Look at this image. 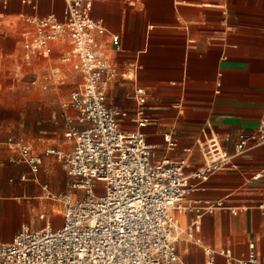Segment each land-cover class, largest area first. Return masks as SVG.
Masks as SVG:
<instances>
[{"label": "crops", "instance_id": "0c3cea01", "mask_svg": "<svg viewBox=\"0 0 264 264\" xmlns=\"http://www.w3.org/2000/svg\"><path fill=\"white\" fill-rule=\"evenodd\" d=\"M64 9V0L0 2V88L7 79L19 81L20 74L31 71L48 83L56 78L50 70L62 67L57 60L80 78L75 87L82 80L72 63L63 60L71 50L68 33L49 55L23 58L24 33L31 28L26 17L55 13L64 20ZM90 14L106 29L96 34V52L117 71L107 85L106 103L129 113L121 122L124 129L136 128L131 118L143 111L156 160L186 158L190 174L203 164L197 140L209 130L207 125L230 154L241 132L264 131V0H96ZM31 88L16 94L9 105L26 118L14 123L12 134L0 130V242L11 241L24 225L42 229L63 224V204L49 191L81 194L64 162L46 153L73 148L68 129L71 120L77 123L78 112L65 103L74 88L66 98ZM166 134L177 143L172 149L166 146ZM20 143L38 157L37 172L15 161ZM233 165L205 181L189 178L195 185L187 197L190 205L209 201L222 206L202 210L199 218L193 208L173 210L181 230L197 221L194 237L181 233L177 243L189 264H204L207 247L246 258L250 242L264 260V144L250 145L234 157ZM215 264L228 262L217 254Z\"/></svg>", "mask_w": 264, "mask_h": 264}, {"label": "built area", "instance_id": "2783aa9c", "mask_svg": "<svg viewBox=\"0 0 264 264\" xmlns=\"http://www.w3.org/2000/svg\"><path fill=\"white\" fill-rule=\"evenodd\" d=\"M64 1V20L55 13L26 17L31 28L24 33L23 58L29 61L49 55L55 42L66 33L70 36L71 50L63 60L82 74L65 103L78 112L77 123L71 120L68 129L74 144L69 152L49 148L46 153L64 162L74 179L73 188L81 194L49 191L51 198L63 204V224L42 229L24 225L11 241L0 242V264H189L177 251L182 230L173 210L193 208L199 218L202 210L212 212L222 206V202L209 201L190 205L187 197L195 185L189 178L205 181L234 166V157L244 154L250 145L264 144V131L241 132L230 154L215 129L207 125L209 130L197 140L203 164L190 174L186 158L156 160L146 139L144 127L149 118L143 111L131 118L136 128L124 129L121 122L129 113L106 103L107 85L117 71L96 52V34L106 32L90 14L96 0ZM112 37L119 39L116 34ZM164 138L167 148L177 145L170 134ZM18 149L20 156L15 161H24L37 172L40 161L32 148L20 143ZM196 227L197 221L187 227L190 238ZM205 250L204 264H215L217 254L228 264H264L255 242L249 243V253L242 259L234 257L230 249Z\"/></svg>", "mask_w": 264, "mask_h": 264}, {"label": "rangeland", "instance_id": "374dc122", "mask_svg": "<svg viewBox=\"0 0 264 264\" xmlns=\"http://www.w3.org/2000/svg\"><path fill=\"white\" fill-rule=\"evenodd\" d=\"M56 63H59L62 67L55 66L50 70L53 77V80L44 83L41 79H38L40 76L37 72L31 71L28 74H20L21 80L13 81L11 78L7 79L3 86L0 88L1 103H0V130L4 134L13 133L14 123H18L26 118L24 115H15L14 112L9 109L10 103H12L13 97L21 92L27 91L29 87L35 92H54L62 95L66 98L70 91L75 87L76 83L80 78H75L72 75V70L70 67H67L62 61L57 60ZM67 75V76H66ZM61 78H64L61 80ZM33 84V82H35Z\"/></svg>", "mask_w": 264, "mask_h": 264}, {"label": "bare ground", "instance_id": "6f19581e", "mask_svg": "<svg viewBox=\"0 0 264 264\" xmlns=\"http://www.w3.org/2000/svg\"><path fill=\"white\" fill-rule=\"evenodd\" d=\"M186 233L187 237H189V235L187 234L186 232V229L182 227V237H183V234Z\"/></svg>", "mask_w": 264, "mask_h": 264}]
</instances>
